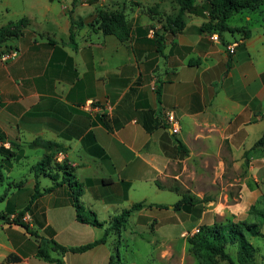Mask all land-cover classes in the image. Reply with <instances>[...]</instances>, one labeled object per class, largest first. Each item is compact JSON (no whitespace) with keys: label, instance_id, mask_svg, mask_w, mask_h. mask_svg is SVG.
I'll return each mask as SVG.
<instances>
[{"label":"crops","instance_id":"obj_1","mask_svg":"<svg viewBox=\"0 0 264 264\" xmlns=\"http://www.w3.org/2000/svg\"><path fill=\"white\" fill-rule=\"evenodd\" d=\"M73 3L0 0V27L27 19L10 41L17 56L0 59V147L14 153L0 151V264H57L38 257V240L14 222L28 205L22 220L32 231L74 247L101 238L114 215L140 201L145 206L131 216L157 223L161 248L154 264L176 255L184 260L181 238L195 229L186 230L193 214L204 210L175 209L181 197L165 202L166 191L184 187L200 197L201 184L220 179L223 189H240L246 204L264 196V145L255 146L264 134V23L254 25L253 17L264 3L233 14L241 15L238 23L228 19L232 28L249 29L247 37L238 30L202 31L208 11H185L176 25L170 20L180 10L175 0ZM99 10L124 12L129 37L104 33ZM166 110L175 112L180 132L172 133ZM37 137L64 148L39 174L35 166L47 151L28 145ZM248 141H254L249 148ZM191 159L216 178L206 181ZM60 165L82 184L81 200L103 227L77 219L73 187ZM125 229L111 230L88 250L66 252L65 263L110 264ZM9 255L19 259L8 261Z\"/></svg>","mask_w":264,"mask_h":264},{"label":"trees","instance_id":"obj_2","mask_svg":"<svg viewBox=\"0 0 264 264\" xmlns=\"http://www.w3.org/2000/svg\"><path fill=\"white\" fill-rule=\"evenodd\" d=\"M180 5L179 13L172 20L176 25L182 26L183 14L185 11L197 12L208 11L209 22L201 27V30H216L217 32H223L225 30H238L242 32V36L247 37L251 31L245 28H232L228 25V19L235 13L242 12L243 10H256L263 3L264 0H205L202 5H198L196 0H175ZM77 0H74L73 5H76ZM99 22L100 29L106 34H115L121 40H125L130 35V26L128 24L126 15L122 11H108L99 10ZM27 19L22 18L19 21H11L8 24L0 27V54L9 51L12 48L10 41L18 37L25 26ZM73 24L80 23L72 21ZM73 32V30H72ZM73 39V35H71ZM3 136L0 135V140ZM13 145V143H12ZM30 147H42L47 153L44 158L35 166L36 173L44 170L48 165L53 162L54 157L57 153L64 150L63 146L53 140L37 137L32 140L29 144ZM178 145L181 150L188 153V148L181 141L178 140ZM264 145V134L255 143V146ZM0 151L8 155H13V151L4 146L0 147ZM64 172L67 174V179L73 187L74 206L76 209V217L82 223H89L95 226L103 227L105 222L101 221L96 212L84 205L81 200L83 194V186L77 181H73L74 175L72 170L67 165H60ZM2 170L0 169V180L2 179ZM52 177L56 180L55 176ZM51 189V188H49ZM48 189V190H49ZM176 191L180 192L179 188H175ZM39 193V191L37 192ZM36 193V195H37ZM181 198L173 204L175 209L184 211H190L194 206H199L208 198L195 197L186 192H181ZM33 198H35V196ZM260 206L252 205L249 213L255 217V221H249L247 219L235 220L233 218H227L225 221H215L211 225L204 224L199 230L193 233L189 238V250L193 253L200 264H219L221 260H226L230 264H256L255 253L256 248L252 244L251 236H264V233L260 230V225L264 224V196L261 197ZM150 204L148 206H152ZM145 206L143 201L135 202L130 208L122 210V212L114 215L111 219L110 226L106 229L105 234L94 240L93 242L68 247L60 244L55 239L45 238L39 236L35 231H32L28 224H25L22 220V216L25 214L28 205L24 210H21L16 217L14 222L23 225L28 232H31L36 236L38 240V247L36 255L46 261L55 262L57 264H66L63 256L66 252H82L88 250L95 245L105 242L107 236L111 230L121 232L126 228L128 221L135 210H140ZM157 207L168 208V205L156 204ZM196 207V208H197ZM3 216V215H2ZM228 244H237V258L234 259L231 254L227 251ZM53 251L57 252V256L53 255ZM118 260L115 256L111 259L110 264H122L119 252H117ZM19 257L15 255H9L8 261H16Z\"/></svg>","mask_w":264,"mask_h":264},{"label":"rangeland","instance_id":"obj_3","mask_svg":"<svg viewBox=\"0 0 264 264\" xmlns=\"http://www.w3.org/2000/svg\"><path fill=\"white\" fill-rule=\"evenodd\" d=\"M261 7L264 8V5ZM0 8H4L1 4ZM12 10V9H11ZM255 21L254 25L259 26L261 23H264V12H257L253 15ZM241 18L240 14H236L229 19L231 24L238 23ZM3 20V17H0V22ZM254 141H248L246 143L247 148L253 145ZM194 163L198 173H202V177L206 181H211L209 179L214 180L216 178V174L211 168H204V166L200 165L199 159H191L189 160V164ZM191 166V165H190ZM229 175L225 174L224 178H227ZM203 189H198V191L202 192V196H197V194L192 193V191L182 187L180 189L181 192H186L195 197L208 198L203 204H200L196 211L199 213L204 210V215L196 216L193 214V218L189 222V226H187L186 230H190L193 227L195 229L193 231H189L184 233L181 238V244L179 245V249L182 250L184 247V240L187 247V252L184 257V260L176 255L174 259L169 261L167 264H200L196 256L191 253L189 250V242L188 238L195 233L197 228H200L202 225L207 224L211 225L215 221H225L227 218H233L235 220L247 219L249 221H255V217L249 213V210L252 205L260 206V198L254 200L251 204L245 203V197L241 193L240 189L237 190H229L223 189L222 182L220 179H217L214 183L208 182L201 184ZM179 193L176 190L171 192L166 191L162 200L165 202L177 201L182 193ZM180 196V197H179ZM4 207V204L0 202V210ZM156 222H148V223H137L135 217L129 219L128 224L126 226V231H123V239L119 244V255L122 260V264H154L155 263V253L159 252L161 248L160 237L157 234L155 227ZM260 230L264 233V224L260 225ZM33 239H36V236H33ZM3 240V239H1ZM250 240L254 247L256 248L255 260L256 264H264V236H251ZM237 244H228L227 251L231 254V256L236 259L237 258ZM183 258V257H182ZM115 259L118 260L117 254L115 255ZM166 264V263H162ZM219 264H230L226 260H221Z\"/></svg>","mask_w":264,"mask_h":264},{"label":"built area","instance_id":"obj_4","mask_svg":"<svg viewBox=\"0 0 264 264\" xmlns=\"http://www.w3.org/2000/svg\"><path fill=\"white\" fill-rule=\"evenodd\" d=\"M211 38L214 40H219V36L217 33H213L211 35ZM237 45H238V42H233V43L229 44L227 46L228 51L230 53H234L236 51ZM17 53H18V51L15 49L9 50L5 53L0 54V59L2 61L14 59L17 56ZM165 118H166V122H167L169 128L171 129L172 133L176 134V133L180 132V129H181L180 121H179L178 117L176 116V114L173 110H166ZM15 217H16V215H13V218H15ZM198 230H199V228H197L195 230V232H197Z\"/></svg>","mask_w":264,"mask_h":264}]
</instances>
